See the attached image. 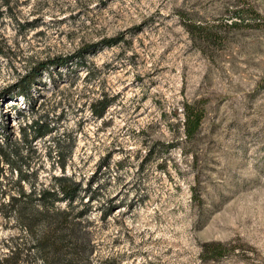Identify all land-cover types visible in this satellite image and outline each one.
Here are the masks:
<instances>
[{
    "label": "rangeland",
    "instance_id": "374dc122",
    "mask_svg": "<svg viewBox=\"0 0 264 264\" xmlns=\"http://www.w3.org/2000/svg\"><path fill=\"white\" fill-rule=\"evenodd\" d=\"M236 1L0 0V95L37 63L86 51V65L45 73L33 101L76 141L67 174L118 205L92 214L93 264H264V0ZM237 5L262 20L227 27ZM185 21L210 42H194ZM104 95L98 119L90 103ZM2 101L0 120L18 133L16 112L32 111ZM185 104L204 112L191 144ZM49 140L43 179L61 172ZM10 228L0 215V257ZM208 242L226 255L203 258Z\"/></svg>",
    "mask_w": 264,
    "mask_h": 264
},
{
    "label": "trees",
    "instance_id": "16d2710c",
    "mask_svg": "<svg viewBox=\"0 0 264 264\" xmlns=\"http://www.w3.org/2000/svg\"><path fill=\"white\" fill-rule=\"evenodd\" d=\"M6 6L12 13L8 1ZM228 20L227 27L237 28L262 18L253 7L237 5L230 11ZM184 25L194 42H210L206 27L194 21H185ZM85 53L82 49L73 56L41 61L0 95V108L3 98L15 103L22 99L32 111L31 118L27 111L16 112L20 122L18 133L10 125L8 115L0 120V215L6 219V226L13 229L6 237V254L0 257V264H93L95 244L90 226L95 221L92 214L100 210L101 220H105L118 209L113 201L102 203L93 180L85 184L75 175L67 174L76 141L70 133L59 132L57 123L47 112L37 110L33 101V91L45 73L51 75L54 69L75 60L86 65ZM111 104L112 99L106 95L93 99L92 114L98 119L104 118ZM183 109L185 141L191 144L200 134L204 112L191 104H185ZM46 138L50 139L47 157L52 167L61 172L43 179L41 173L46 159L39 142ZM226 252L227 247L221 242H208L202 248L206 259L222 258Z\"/></svg>",
    "mask_w": 264,
    "mask_h": 264
}]
</instances>
